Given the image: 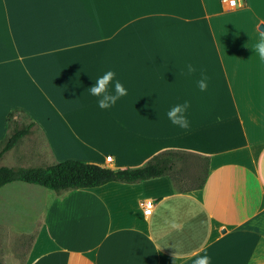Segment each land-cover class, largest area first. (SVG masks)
<instances>
[{
	"label": "crops",
	"instance_id": "crops-1",
	"mask_svg": "<svg viewBox=\"0 0 264 264\" xmlns=\"http://www.w3.org/2000/svg\"><path fill=\"white\" fill-rule=\"evenodd\" d=\"M236 3L0 0V141L16 111L45 144L20 158L12 147L0 157L8 166L48 157L122 169L166 150L208 161L200 187L171 175L62 191L25 183L42 207L23 264H264V65L254 51L264 0ZM107 71L109 93L119 81L127 95L100 109L89 87ZM185 101L189 130L166 115Z\"/></svg>",
	"mask_w": 264,
	"mask_h": 264
},
{
	"label": "rangeland",
	"instance_id": "rangeland-1",
	"mask_svg": "<svg viewBox=\"0 0 264 264\" xmlns=\"http://www.w3.org/2000/svg\"><path fill=\"white\" fill-rule=\"evenodd\" d=\"M18 115L14 114L11 117L8 125L9 130L15 126L25 127L30 123V119L24 114ZM44 148L45 144L40 132L35 126H31L29 133L20 138L7 155L12 158H20L21 153L25 150L26 154L31 155L38 153L40 149L44 150ZM6 157L0 158V166L14 164V161H8ZM21 162L19 161V163ZM206 162L202 158L187 155L185 159L176 161L170 175L175 179L184 178L188 183L199 182L204 175ZM40 164L41 166L49 165L48 157ZM9 185L0 190V264H23L24 259L33 250L34 229L39 222L36 216L42 206L38 202L39 193L26 189L25 183L15 181ZM17 185L19 188H16ZM39 189L49 191L43 187H39Z\"/></svg>",
	"mask_w": 264,
	"mask_h": 264
},
{
	"label": "trees",
	"instance_id": "trees-1",
	"mask_svg": "<svg viewBox=\"0 0 264 264\" xmlns=\"http://www.w3.org/2000/svg\"><path fill=\"white\" fill-rule=\"evenodd\" d=\"M16 111L7 116L9 122ZM9 124V123H8ZM33 122L25 127H13L8 135L0 141V157L14 147L25 134L29 133ZM187 153L176 150H166L153 155L143 165L110 169L94 163H87L77 159L55 161L46 166H0V188L8 183L19 181L42 186L53 191L72 190L78 188L97 187L107 182L135 183L150 178L170 175L176 161L185 159ZM208 173V161L205 173L199 181L202 186Z\"/></svg>",
	"mask_w": 264,
	"mask_h": 264
},
{
	"label": "clouds",
	"instance_id": "clouds-1",
	"mask_svg": "<svg viewBox=\"0 0 264 264\" xmlns=\"http://www.w3.org/2000/svg\"><path fill=\"white\" fill-rule=\"evenodd\" d=\"M235 4L236 0H232ZM254 51L258 54L259 60L262 65H264V33L261 34V38L257 44L254 45ZM188 73L191 74L196 71V69L189 64L187 66ZM115 73L113 71H107L102 77L96 80V83L89 87L90 94L94 97H98V106L100 109H108L116 104L117 100L121 97L127 95L126 89L123 85L117 81L114 85V94L109 93L108 85L113 80ZM208 77L203 76L198 83V87L201 91H205L208 87ZM189 104L185 101L183 104H177L173 106L167 112V119L171 122L172 125L178 127L181 130H189L190 122L185 115ZM173 227H179L173 225ZM175 258V253L173 254V260ZM40 257H37L33 264H39ZM194 264H210V257L207 255L199 256Z\"/></svg>",
	"mask_w": 264,
	"mask_h": 264
},
{
	"label": "built area",
	"instance_id": "built-area-1",
	"mask_svg": "<svg viewBox=\"0 0 264 264\" xmlns=\"http://www.w3.org/2000/svg\"><path fill=\"white\" fill-rule=\"evenodd\" d=\"M236 2L235 4H233L232 0H221V6H222V9L225 10V11H228L230 9H232L234 6H236ZM106 161H110L111 160V156L110 155H107L105 157ZM143 206H144V212L146 214H149L150 211H151V208H152V205H153V201L151 199H147V200H144L142 202Z\"/></svg>",
	"mask_w": 264,
	"mask_h": 264
},
{
	"label": "water",
	"instance_id": "water-1",
	"mask_svg": "<svg viewBox=\"0 0 264 264\" xmlns=\"http://www.w3.org/2000/svg\"><path fill=\"white\" fill-rule=\"evenodd\" d=\"M260 29H261L262 31H264V24H261V25H260Z\"/></svg>",
	"mask_w": 264,
	"mask_h": 264
}]
</instances>
